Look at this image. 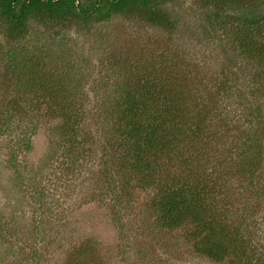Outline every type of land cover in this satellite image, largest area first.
<instances>
[{"label": "rangeland", "instance_id": "1", "mask_svg": "<svg viewBox=\"0 0 264 264\" xmlns=\"http://www.w3.org/2000/svg\"><path fill=\"white\" fill-rule=\"evenodd\" d=\"M166 8L177 19L172 30L128 13L72 23L29 17L24 35L9 37L0 19V264L236 260L198 254L192 224H164L156 188H142L134 159L123 155L124 91L161 71L189 109L208 110L205 129L189 119L198 137L184 146H199L196 173L216 179H205L213 194L203 200L225 209L227 222L264 254V65L212 30L202 0ZM245 138L253 144L241 150ZM255 143L257 161L242 155ZM167 158L158 165L177 179L180 161Z\"/></svg>", "mask_w": 264, "mask_h": 264}, {"label": "trees", "instance_id": "2", "mask_svg": "<svg viewBox=\"0 0 264 264\" xmlns=\"http://www.w3.org/2000/svg\"><path fill=\"white\" fill-rule=\"evenodd\" d=\"M87 1L89 2L0 0V19L6 23V34L9 37L24 35L29 17L72 23L74 19L89 21L96 18L100 21L110 18L113 14L128 13L137 14L148 23L168 30H172L177 23V19L166 8V4L173 0ZM202 1L206 6V20L212 30L225 33L228 38L233 39L232 43L242 54L264 65V0ZM131 87L133 86L129 85L124 91V98L119 105L120 118L117 121L122 133L123 155L134 159L132 169L137 173L136 178L140 186L145 189L156 188L159 194L157 204L160 219L170 228L192 224L195 235L200 238L194 247L202 256L217 262L234 256V261L228 258L230 264H263L264 254L258 250V246H248L250 240L240 234V225L236 228L228 223L225 219L228 215L223 212L225 209L217 212L213 210V205L203 200L206 191L213 194L205 179H209L212 185L216 179L208 178L202 170L196 173L197 165L194 163L203 157L199 146L193 150L184 148L187 143H193L198 137L195 128L190 126L189 119L198 120L196 129H205L208 110L204 115L189 109L179 86L173 85L170 77L163 71L155 82L130 89ZM67 109L68 106L64 111ZM245 139L241 150L243 145L253 144ZM214 140L219 143L222 137ZM238 141L239 139L234 143L230 142L228 146L234 144L236 148ZM250 148L247 153L244 150L242 155L253 154L257 161L262 148L256 143L247 149ZM225 150L227 151V147ZM228 151L234 152L229 147ZM162 157H168V162L180 161V177L175 179L177 174L170 173L168 166L159 167L158 159ZM190 174L194 176L191 180L188 177Z\"/></svg>", "mask_w": 264, "mask_h": 264}]
</instances>
